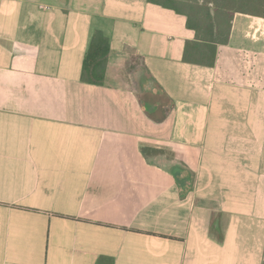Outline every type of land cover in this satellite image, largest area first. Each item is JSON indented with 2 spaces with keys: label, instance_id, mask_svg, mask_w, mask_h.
<instances>
[{
  "label": "crops",
  "instance_id": "1",
  "mask_svg": "<svg viewBox=\"0 0 264 264\" xmlns=\"http://www.w3.org/2000/svg\"><path fill=\"white\" fill-rule=\"evenodd\" d=\"M195 39L148 0H0V264H264V17L212 68Z\"/></svg>",
  "mask_w": 264,
  "mask_h": 264
},
{
  "label": "trees",
  "instance_id": "2",
  "mask_svg": "<svg viewBox=\"0 0 264 264\" xmlns=\"http://www.w3.org/2000/svg\"><path fill=\"white\" fill-rule=\"evenodd\" d=\"M187 18V27L196 39L186 43L184 61L212 68L218 47L229 43L236 14L264 17V0H148ZM110 41L102 32L93 35L81 80L90 85H104L110 57Z\"/></svg>",
  "mask_w": 264,
  "mask_h": 264
}]
</instances>
